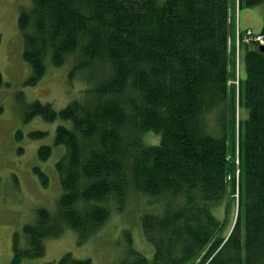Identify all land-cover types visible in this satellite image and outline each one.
<instances>
[{
    "label": "trees",
    "instance_id": "obj_1",
    "mask_svg": "<svg viewBox=\"0 0 264 264\" xmlns=\"http://www.w3.org/2000/svg\"><path fill=\"white\" fill-rule=\"evenodd\" d=\"M237 2L239 10L263 5L264 36V0ZM233 7L231 0H30L18 18L27 83L70 62L69 81L82 75L86 85L59 111L39 101L24 107L25 121H62L54 136L65 149L56 163L62 194L53 212L38 209L24 226L26 248L15 240L11 264L42 257L44 241L66 229L84 243L114 203L122 210L143 196L162 205L141 219L153 256L130 248L117 264H264V54L256 42L240 46L244 77L235 95ZM50 154L48 146L38 150L40 160ZM237 171L238 213L221 237L213 208L225 200L228 214ZM35 173L46 186V175ZM59 263L92 264L70 254Z\"/></svg>",
    "mask_w": 264,
    "mask_h": 264
},
{
    "label": "rangeland",
    "instance_id": "obj_2",
    "mask_svg": "<svg viewBox=\"0 0 264 264\" xmlns=\"http://www.w3.org/2000/svg\"><path fill=\"white\" fill-rule=\"evenodd\" d=\"M231 4L234 11L230 14L233 42L230 61L234 63L235 76L230 88L236 95L237 33H241L236 27L238 18L235 10L238 2L231 0ZM29 6L30 0H0V73L3 80L0 87V264L12 263L15 240L20 248H26L24 226L35 223L38 209L45 208L53 212L62 194L56 163L65 149L62 145H54L55 131L62 121L47 122L41 117L25 121L24 107L39 101L49 103L54 110L59 111L74 100L86 85L82 75L69 81L70 62L58 68L48 67L46 75L34 86L27 83L32 73L23 58L24 40L18 28V18L21 11ZM246 10L250 26L257 30L256 24L261 22L263 5ZM36 132L44 136L33 137L32 134ZM145 136L147 142L159 141L156 134L151 140L149 134ZM42 146L51 148V154L45 161L38 156ZM36 168L46 175V186L35 173ZM230 186L228 198L232 200V205L228 214L225 212V200L213 208V213L223 224L221 237L230 230L235 217L237 193L231 196ZM131 199L123 203L122 210L114 203L107 223L84 243L78 244L77 234L66 229L59 238L44 241L45 253L42 257L24 259L20 264H60V259L66 254L76 260L90 259L92 264H117L127 256L130 248L150 260L154 248L143 236L141 219L150 212L160 213L162 205L149 202L151 198L145 196Z\"/></svg>",
    "mask_w": 264,
    "mask_h": 264
},
{
    "label": "crops",
    "instance_id": "obj_3",
    "mask_svg": "<svg viewBox=\"0 0 264 264\" xmlns=\"http://www.w3.org/2000/svg\"><path fill=\"white\" fill-rule=\"evenodd\" d=\"M246 9H242V11L239 13V22L237 21L238 27L243 31H245L246 29H252L254 32L257 31L256 33H260L261 31V26H262V17L261 18V22L256 24L257 30H255L251 25V21L249 20V18L246 17ZM261 13V12H260ZM243 28V29H242ZM231 45H233V42H231ZM243 55V54H242ZM244 77V75H243ZM242 77V78H243Z\"/></svg>",
    "mask_w": 264,
    "mask_h": 264
},
{
    "label": "water",
    "instance_id": "obj_4",
    "mask_svg": "<svg viewBox=\"0 0 264 264\" xmlns=\"http://www.w3.org/2000/svg\"><path fill=\"white\" fill-rule=\"evenodd\" d=\"M260 51L264 54V45L260 47Z\"/></svg>",
    "mask_w": 264,
    "mask_h": 264
},
{
    "label": "bare ground",
    "instance_id": "obj_5",
    "mask_svg": "<svg viewBox=\"0 0 264 264\" xmlns=\"http://www.w3.org/2000/svg\"><path fill=\"white\" fill-rule=\"evenodd\" d=\"M238 11V8L235 10V12H237Z\"/></svg>",
    "mask_w": 264,
    "mask_h": 264
}]
</instances>
